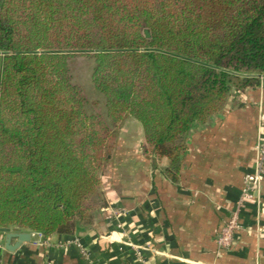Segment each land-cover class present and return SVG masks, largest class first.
<instances>
[{"label": "trees", "instance_id": "trees-1", "mask_svg": "<svg viewBox=\"0 0 264 264\" xmlns=\"http://www.w3.org/2000/svg\"><path fill=\"white\" fill-rule=\"evenodd\" d=\"M74 55L106 116L86 109ZM246 85L264 87V0H0V226L91 227L125 116L174 180L190 124Z\"/></svg>", "mask_w": 264, "mask_h": 264}, {"label": "crops", "instance_id": "crops-1", "mask_svg": "<svg viewBox=\"0 0 264 264\" xmlns=\"http://www.w3.org/2000/svg\"><path fill=\"white\" fill-rule=\"evenodd\" d=\"M262 111L264 87L246 85L205 120L193 121L174 180L163 171L168 157L153 154L140 123L125 116L101 175L105 206L123 211H100L91 227L71 236L49 233L46 244L29 235L13 250L0 232V264H264V176L240 206L231 243L215 241L252 167ZM74 236L84 252L64 241Z\"/></svg>", "mask_w": 264, "mask_h": 264}, {"label": "built area", "instance_id": "built-area-1", "mask_svg": "<svg viewBox=\"0 0 264 264\" xmlns=\"http://www.w3.org/2000/svg\"><path fill=\"white\" fill-rule=\"evenodd\" d=\"M255 157L253 160V164L250 170L245 171L242 176V185L240 188L239 197L236 200L233 208L230 209V212L227 218L221 223L218 228V232L215 236V241L219 246H228L233 238V232L239 226L238 222V211L240 209L241 204L246 199H251L255 195L256 191L260 186V182L262 177L264 176V111H262L260 120H259V130L257 133V137L255 140ZM108 209L110 215L117 216L120 212L123 211L121 207H110L106 206L100 207V210L104 211ZM29 235H33L34 239L32 241L34 243L46 244L48 243V236L46 233L32 229L29 231ZM65 242L74 241L80 248L81 251L84 252L83 246L77 237H73L72 239H66ZM3 247L0 241V248Z\"/></svg>", "mask_w": 264, "mask_h": 264}, {"label": "rangeland", "instance_id": "rangeland-1", "mask_svg": "<svg viewBox=\"0 0 264 264\" xmlns=\"http://www.w3.org/2000/svg\"><path fill=\"white\" fill-rule=\"evenodd\" d=\"M91 64H92L91 57H87L83 55H74L68 58V66H69L70 73H71V79L81 85L82 90L87 97V103L85 105L86 109L87 110H92V109L98 110L102 112L104 116H106L104 105L102 102L103 100L102 94L93 86L90 80ZM121 120H123V118L119 119L117 122H115V124H111L112 135H113L112 136L113 139L110 140L111 150L113 146L115 145V142H116L115 135L118 133ZM106 166H107V160L103 162V166L100 169L99 191L101 192V196L103 197L105 196V192L102 189L101 175L106 169Z\"/></svg>", "mask_w": 264, "mask_h": 264}, {"label": "water", "instance_id": "water-1", "mask_svg": "<svg viewBox=\"0 0 264 264\" xmlns=\"http://www.w3.org/2000/svg\"><path fill=\"white\" fill-rule=\"evenodd\" d=\"M0 231L4 233V247L8 250H13L21 241L29 239V231L26 230L14 231L8 226H0ZM12 237H15V240L10 242Z\"/></svg>", "mask_w": 264, "mask_h": 264}]
</instances>
